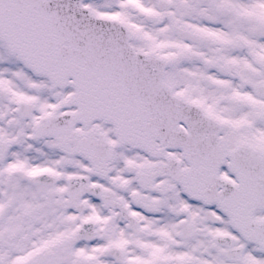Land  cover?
<instances>
[{
	"label": "snow or ice",
	"instance_id": "obj_1",
	"mask_svg": "<svg viewBox=\"0 0 264 264\" xmlns=\"http://www.w3.org/2000/svg\"><path fill=\"white\" fill-rule=\"evenodd\" d=\"M0 264H264V0H0Z\"/></svg>",
	"mask_w": 264,
	"mask_h": 264
}]
</instances>
